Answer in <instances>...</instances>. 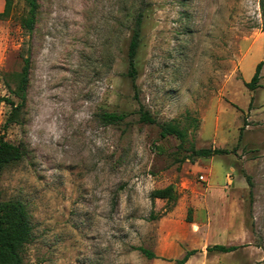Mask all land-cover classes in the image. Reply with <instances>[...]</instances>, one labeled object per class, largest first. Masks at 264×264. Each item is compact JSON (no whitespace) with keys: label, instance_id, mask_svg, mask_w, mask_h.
Masks as SVG:
<instances>
[{"label":"rangeland","instance_id":"1","mask_svg":"<svg viewBox=\"0 0 264 264\" xmlns=\"http://www.w3.org/2000/svg\"><path fill=\"white\" fill-rule=\"evenodd\" d=\"M140 7L138 104L126 74ZM22 11L0 20V96L18 102L8 75L30 60L17 122L0 105V137L25 151L0 192L28 206L24 264H173L189 250L185 264H264V0H39L31 34ZM139 105L198 129L180 148L138 121ZM103 112L127 117L106 125ZM191 145L228 153L187 159ZM169 185L174 203L150 198ZM216 244L238 248L206 251Z\"/></svg>","mask_w":264,"mask_h":264},{"label":"trees","instance_id":"2","mask_svg":"<svg viewBox=\"0 0 264 264\" xmlns=\"http://www.w3.org/2000/svg\"><path fill=\"white\" fill-rule=\"evenodd\" d=\"M23 6V11L19 16V25L28 34L34 30L37 22L39 11V0H3V10L0 12V20L9 17L15 7ZM146 7H140L135 17L133 18V26L131 28V36L127 50L128 70L127 77L130 80L131 88L133 90V99L139 104L138 89L136 86V79L138 75V68L136 56L140 47L142 39L143 23L146 17ZM263 66V61L259 62L255 68V73L250 82L245 86L249 91H254L259 87L260 71ZM29 58L23 59V67L19 73H12L8 75L14 83L11 88L6 84L9 94L18 100L15 103L9 97L0 96V105L6 103L10 106L11 112L7 118V125L17 122L21 110L26 101V91L29 83ZM252 100V99H251ZM251 105V103H250ZM250 108V107H249ZM138 121L148 125H158L159 137L165 138L167 136H174L180 141V148L187 140L188 134L193 136L198 129L197 120L191 118L188 114L185 117L186 125L182 126L181 122L171 120L164 123H158L150 114L145 110L142 105H139ZM126 113L117 112H103L100 114L101 121L106 125L121 124L126 119ZM191 130L188 133V130ZM243 128L240 130V136ZM189 154L187 159L209 158L215 155L227 154L224 149H195L192 145L188 148ZM25 156L24 149L19 145H13L6 141L4 137H0V174L10 164L19 162ZM151 199L165 200L167 203H174L177 200V195L172 185L163 189H155L150 194ZM33 239V227L31 224V217L28 206L20 199H2L0 192V264H24L23 252L28 244ZM237 246H225L216 244L206 247L208 253H222L228 254L235 251ZM134 250L138 251L142 256L147 259L157 258L154 252L143 247H136ZM198 251L189 250L184 255L176 260H169L173 264H185L190 257L194 256Z\"/></svg>","mask_w":264,"mask_h":264},{"label":"built area","instance_id":"3","mask_svg":"<svg viewBox=\"0 0 264 264\" xmlns=\"http://www.w3.org/2000/svg\"><path fill=\"white\" fill-rule=\"evenodd\" d=\"M200 179H203V177H202V176H200Z\"/></svg>","mask_w":264,"mask_h":264},{"label":"crops","instance_id":"4","mask_svg":"<svg viewBox=\"0 0 264 264\" xmlns=\"http://www.w3.org/2000/svg\"><path fill=\"white\" fill-rule=\"evenodd\" d=\"M221 245V244H220Z\"/></svg>","mask_w":264,"mask_h":264}]
</instances>
